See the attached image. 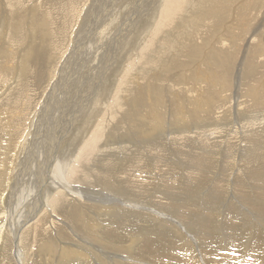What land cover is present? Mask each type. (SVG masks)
<instances>
[{
    "label": "rangeland",
    "instance_id": "1",
    "mask_svg": "<svg viewBox=\"0 0 264 264\" xmlns=\"http://www.w3.org/2000/svg\"><path fill=\"white\" fill-rule=\"evenodd\" d=\"M10 1L0 0V264H264V0H188L166 26L164 0H15L11 12ZM98 122L103 151L86 142ZM37 140L41 159H32ZM39 159L30 197L42 195L41 179L52 174L59 183L50 194L60 192L62 206L43 205L27 220L35 202L20 201L13 189L27 187L21 169ZM110 166L112 175L101 174ZM153 194L163 197L160 209L151 206L160 217L128 206H150ZM22 214L18 241L12 230ZM174 214L179 224L163 217Z\"/></svg>",
    "mask_w": 264,
    "mask_h": 264
},
{
    "label": "bare ground",
    "instance_id": "2",
    "mask_svg": "<svg viewBox=\"0 0 264 264\" xmlns=\"http://www.w3.org/2000/svg\"><path fill=\"white\" fill-rule=\"evenodd\" d=\"M5 1V0H4ZM14 1L15 0H11L10 1V3H12V5H10L9 3H8V9H9V11L11 12L12 10H13V8L15 9V6H17V5H15V3H14ZM41 1V0H40ZM43 1V0H42ZM41 1V2H42ZM102 1V0H101ZM109 2H110V0H108ZM132 1H134V0H132ZM136 1V0H135ZM134 1V2H135ZM187 1L188 0H164V3H163V14H162V19H161V23L162 24H164L165 26L166 25H168V24H170V22L173 20V18H175V17H177V14L181 11V8H182V5H183V3L184 2H186L187 3ZM23 2V1H22ZM26 2H28V1H26ZM39 2V1H38ZM53 3H54V1H52ZM51 2V3H52ZM63 2V1H62ZM109 2H107V3H109ZM136 2H138V1H136ZM5 3V2H4ZM35 3V2H34ZM45 3V2H44ZM43 3V4H44ZM105 3H106V1H105ZM114 3V2H113ZM138 3H140V2H138ZM25 4V3H24ZM28 4V3H27ZM37 4V3H36ZM39 4V3H38ZM64 4V3H63ZM94 4V3H93ZM92 4V5H93ZM101 4V3H100ZM118 4V3H117ZM146 4V3H145ZM4 5V4H3ZM31 5V4H30ZM46 5V4H45ZM62 5V4H61ZM114 5V4H113ZM133 5V4H132ZM141 5H142V3H141ZM2 6V5H1ZM32 6V5H31ZM30 6V7H31ZM65 6V5H64ZM63 6V7H64ZM118 6V5H117ZM140 6V5H139ZM139 6H137V7H139ZM143 6H145L146 7V5H143ZM150 6V5H149ZM6 7V6H5ZM22 7H23V5H22ZM30 7H29V9H30ZM66 7V6H65ZM193 7V6H192ZM2 8H3V6H2ZM17 8V7H16ZM18 8H20V7H18ZM18 8H17V10H18ZM44 8V7H43ZM42 8V9H43ZM54 8H57V7H54ZM109 8H110V6H109ZM113 8V7H112ZM111 8V9H112ZM148 8V7H147ZM188 8V7H187ZM22 9V8H21ZM20 9V10H21ZM23 9H24V7H23ZM23 9H22V11H23ZM33 9V8H32ZM32 9H30V12H31V10ZM51 9V8H50ZM58 9H60V8H58ZM61 9H62V7H61ZM65 9V8H64ZM125 9V8H124ZM133 9V8H132ZM132 9H130V11L132 10ZM139 9V8H138ZM5 10V9H4ZM3 10V11H4ZM17 10H16V12H17ZM34 10V9H33ZM44 10V9H43ZM52 10V9H51ZM82 10V9H81ZM88 10H89V8H88ZM87 10V11H88ZM101 10V9H100ZM128 10V9H127ZM15 11V10H14ZM24 11H26V10H24ZM118 11V10H117ZM29 12V13H30ZM121 12V11H120ZM8 13V12H7ZM26 13V12H25ZM102 13H104V12H102ZM101 13V14H102ZM107 13V12H106ZM105 13V14H106ZM109 13V12H108ZM131 13V12H130ZM23 14H24V12H23ZM86 14V13H85ZM87 14H89V13H87ZM120 14V13H119ZM125 14H126V12H125ZM1 15V14H0ZM10 15V14H9ZM8 15V16H9ZM20 15V14H19ZM25 15V14H24ZM46 15V13H44V16ZM80 15V14H79ZM78 15V16H79ZM183 15V14H182ZM4 16H6V14L4 15ZM16 16V15H15ZM21 16V15H20ZM56 16V15H55ZM85 16H87V15H85ZM120 16V15H119ZM125 16V15H124ZM129 16H130V14H129ZM2 17V16H1ZM12 17V16H11ZM28 17V16H27ZM38 17V16H37ZM46 17V16H45ZM47 17H49V16H47ZM46 17V18H47ZM59 17V16H58ZM66 17V16H65ZM77 17V16H76ZM88 17V16H87ZM33 18H36V17H33ZM75 18V17H74ZM161 18V17H160ZM29 19H31V18H29ZM37 19V18H36ZM50 19H51V17H50ZM49 19V20H50ZM78 19V18H77ZM98 19V18H97ZM110 19V18H109ZM127 19H128V17H127ZM5 20H6V18H5ZM23 20V19H22ZM38 20V19H37ZM76 20V19H75ZM105 20V19H104ZM156 20V19H155ZM263 20V19H262ZM32 21H33V19H32ZM42 22L43 21H45L46 22V20H41ZM68 21V20H67ZM84 21V20H83ZM88 21V20H87ZM125 22L127 21V20H124ZM10 22V21H9ZM18 22V21H17ZM42 22H40V23H42ZM59 22V21H58ZM102 22V21H101ZM155 21H153V23H154ZM44 23V22H43ZM86 23V22H85ZM84 23V24H85ZM89 23V22H88ZM97 23V22H96ZM115 23V22H114ZM156 23V22H155ZM2 24V23H1ZM15 24V23H14ZM13 24V25H14ZM31 24V23H30ZM46 24V23H45ZM48 24V23H47ZM73 24V23H72ZM78 24V23H77ZM121 24H123V23H121ZM130 24V23H129ZM21 25V24H20ZM37 25V24H36ZM65 25V24H64ZM94 25H95V23H94ZM5 26V25H4ZM8 26V25H7ZM18 26V25H17ZM24 26V25H23ZM32 26V25H31ZM33 26H34V24H33ZM33 26L31 27V28H33ZM40 26H42V25H40ZM75 26V25H74ZM81 26V25H80ZM87 26V25H86ZM85 26V27H86ZM96 26V25H95ZM105 26V25H104ZM162 26V25H161ZM43 27H45V26H43ZM88 27V26H87ZM107 27V26H106ZM24 28V27H23ZM35 28V27H34ZM71 28V27H70ZM69 28V29H70ZM80 28V27H79ZM82 28V27H81ZM89 28V30H90V27H88ZM125 28V27H124ZM124 28H122V29H124ZM126 28H128V27H126ZM132 28V27H131ZM46 29H48V28H46ZM84 28H82V30H83ZM100 29V28H99ZM101 29H102V27H101ZM44 30V29H43ZM51 30V29H50ZM87 30V29H86ZM119 30H121V28L119 29ZM13 31V30H12ZM41 31H42V29H41ZM48 31V30H47ZM46 31V32H47ZM59 31V30H58ZM57 31V32H58ZM63 31V30H62ZM65 31H66V29H65ZM72 31V30H71ZM85 31V30H84ZM83 31V32H84ZM116 31V30H115ZM122 31V30H121ZM4 32H5V29H4ZM28 32V31H27ZM92 33L94 32V29H93V31H91ZM124 32V31H123ZM128 32V31H127ZM41 33H43V32H41ZM44 33H45V31H44ZM59 33H60V31H59ZM85 33H86V31H85ZM88 33V32H87ZM87 33H86V35H87ZM61 34V33H60ZM81 34V33H80ZM131 34V33H130ZM14 35V34H13ZM82 35V34H81ZM85 35V34H84ZM85 35V36H86ZM89 35V34H88ZM93 35V34H92ZM24 36V35H23ZM70 36V35H69ZM73 36V35H72ZM83 36V35H82ZM90 36V35H89ZM94 36V35H93ZM26 36H24V38H25ZM81 37V36H80ZM95 37V36H94ZM71 38V37H70ZM76 38H78V37H76ZM75 38V39H76ZM85 39V37H82V39ZM87 38V37H86ZM115 38V37H114ZM118 38V37H117ZM23 39V38H22ZM81 39V38H80ZM82 39H81V41H82ZM94 39V38H93ZM107 39V38H106ZM127 39V38H126ZM7 40V39H6ZM14 40V39H13ZM90 40V39H89ZM9 41V40H8ZM16 41V40H15ZM80 41V40H79ZM85 41V40H84ZM106 41V40H105ZM146 41V40H145ZM51 42V41H50ZM66 42V41H65ZM74 42H76V40L74 41ZM1 43V42H0ZM77 43V42H76ZM81 43V42H80ZM24 44V43H23ZM55 44V43H54ZM91 44V43H90ZM22 45V44H21ZM62 45V44H61ZM77 45V44H76ZM79 46H80V44H78ZM88 45V44H87ZM149 45V44H148ZM147 45V46H148ZM247 45V44H246ZM89 46V45H88ZM27 47H28V45H27ZM150 47V46H149ZM74 48V47H73ZM4 49V48H3ZM56 49V48H55ZM85 49V48H84ZM83 49V50H84ZM147 49V48H146ZM33 50V49H32ZM1 52V51H0ZM6 52H7V50H6ZM28 52V51H27ZM88 52V51H87ZM4 53V52H3ZM17 53V52H16ZM20 53V52H19ZM72 53V52H71ZM82 53V52H81ZM84 53L86 54V52L84 51ZM89 53V52H88ZM147 53V52H146ZM145 53V54H146ZM32 54V53H31ZM73 54H74V51H73ZM158 55V54H157ZM15 56V55H14ZM82 56V55H81ZM80 56V57H81ZM136 56V55H135ZM1 57V56H0ZM18 57V56H17ZM84 57V56H83ZM126 58V57H125ZM81 59H82V57H81ZM83 59H85V58H83ZM39 61V60H38ZM21 62V61H20ZM22 63V62H21ZM77 65V64H76ZM20 66V65H19ZM20 70V69H19ZM39 73H41V72H39ZM90 80V79H89ZM125 82H127V81H125ZM124 82V83H125ZM36 83V82H35ZM100 83V82H99ZM8 84H9V82H8ZM126 84V83H125ZM136 84V83H135ZM264 85V84H263ZM134 86V85H133ZM140 86V85H139ZM48 88V87H47ZM123 88H125V87H123ZM133 89V88H132ZM131 89V90H132ZM139 89V88H138ZM124 92H122V95H125V99H126V97L127 96H129L128 97V99H124V102L126 103V104H124L125 106H129V104H133L134 103V101H133V99L131 98V94L128 92V89L127 90H123ZM125 93V94H124ZM126 93H129L128 95H126ZM136 94V93H135ZM58 97L61 99V95H58ZM103 99V98H102ZM97 100V99H96ZM100 101V99H98V101H97V104L98 105H102V103L101 102H99ZM68 102V101H67ZM65 104V103H64ZM66 105V104H65ZM70 105V104H69ZM62 108V107H61ZM147 108V107H146ZM145 108V109H146ZM68 109V108H67ZM94 110H95V108H94ZM112 108L110 109V116L112 117V118H114L115 119V117H116V115H117V113H116V111H117V109H115V110H112ZM142 111V110H141ZM144 111V110H143ZM62 112H63V110H62ZM68 113V112H67ZM138 113V112H137ZM65 114V113H64ZM94 114H95V112H94ZM144 115H145V113H144ZM58 117V116H57ZM94 117V116H93ZM54 118V117H53ZM141 118V117H140ZM60 119V118H59ZM44 121V120H43ZM50 120H48V122H49ZM54 121H58L57 120V118L54 120ZM47 122V120L45 121V123ZM61 122V121H60ZM59 122V123H60ZM56 123V122H55ZM58 122H57V124H59ZM62 123H64V122H62ZM100 123V124H99ZM142 123V122H141ZM156 123V122H155ZM40 124V123H39ZM53 124V123H52ZM159 125V124H158ZM157 126V125H156ZM45 128H44V131L45 132H49L50 130H56L55 129V124L53 125V126H51V127H49V126H44ZM155 127V126H154ZM37 128V127H36ZM61 128V127H60ZM156 128V127H155ZM58 129V128H57ZM103 125H102V123L101 122H98L97 123V126H96V129L92 132V134L90 135L91 137L89 138L90 140H88V141H86L89 145L90 144H92V145H95L96 144V147H95V149L93 150V151H103L102 150V147H98V145L99 144H97V143H99L100 141L99 140H101L102 139V133H103ZM160 129H162L161 127H160ZM158 130H159V127H158ZM41 131V130H40ZM60 131V130H59ZM155 130L153 129V131H151V133L152 132H154ZM161 130H159V132H160ZM163 131V130H162ZM165 131V130H164ZM163 131V132H164ZM52 132V131H51ZM155 132H157V131H155ZM55 133V132H54ZM45 134V133H44ZM47 134V133H46ZM69 134V133H68ZM104 134V133H103ZM154 134H156V133H153L152 135H154ZM48 135V134H47ZM114 135H115V133H114ZM147 135V134H146ZM44 136V135H43ZM42 136V137H43ZM50 136V135H49ZM65 136V135H64ZM148 136V135H147ZM52 138V137H51ZM55 138V137H54ZM58 138V137H57ZM146 138V137H145ZM47 139V138H46ZM54 140V139H53ZM57 140V139H56ZM33 141H35V140H33ZM44 141V140H43ZM49 141H51V140H49ZM99 141V142H98ZM139 141H141V140H139ZM178 141H179V139H178ZM104 142V141H103ZM40 141L39 140H37L36 141V145H35V152H36V155H33L32 156V159H38L39 157H40V159H41V155H40ZM55 143V142H54ZM151 143H153V142H151ZM174 143V142H173ZM44 144V143H43ZM51 144H52V141L51 142H49V143H47L46 145H45V148H44V151H45V153H48V147H50L51 146ZM57 144H59V143H57ZM145 144V143H144ZM143 144V145H144ZM176 144V143H175ZM92 145H91V147H92ZM141 145V144H140ZM151 145H155L154 143L153 144H151ZM87 146V145H86ZM145 146V145H144ZM143 146V147H144ZM147 146V145H146ZM148 146H150V145H148ZM147 146V147H148ZM155 146H157V145H155ZM154 146V147H155ZM178 147V146H177ZM108 148V147H107ZM150 148V147H149ZM159 148V147H158ZM173 148V147H172ZM174 148H175V146H174ZM43 149V148H42ZM58 149V148H57ZM78 149V148H77ZM91 148H89V150H90ZM109 149V148H108ZM134 149V148H133ZM137 148H136V146H135V151H137L138 152V150H136ZM155 149H156V147H155ZM171 149V148H170ZM169 149V150H170ZM110 150V149H109ZM108 150V151H109ZM140 150V149H139ZM146 150V149H145ZM141 151H143L142 149H141ZM148 151V150H147ZM146 151V152H147ZM158 152H159V150H157ZM179 151H181V150H179ZM35 152H34V154H35ZM83 152V151H82ZM105 152V151H104ZM137 152H134V154L135 153H137ZM146 152H143V153H145L146 154ZM162 152V151H161ZM161 152H159V153H161ZM176 152V151H175ZM184 151H182L181 152V154L183 153ZM93 153V152H92ZM133 153V152H132ZM139 153V152H138ZM149 153H151V151L149 152ZM153 153H156V152H153ZM164 153V152H163ZM178 153V152H177ZM44 154V153H43ZM82 155H80L81 157H80V159L81 158H85V157H87L88 155H89V153H86V152H84V153H81ZM96 154V153H95ZM158 154V153H157ZM131 155H133V154H131ZM136 155V154H135ZM139 154H137V156H138ZM148 155H151V154H148ZM159 156L158 157H161V155H163L162 153L161 154H158ZM168 155V154H167ZM178 155V154H177ZM188 155H189V153H188ZM46 156H47V154H46ZM49 156V155H48ZM51 156H52V153H51ZM50 156V157H51ZM129 156V155H128ZM184 156V155H183ZM132 157H134V156H132ZM155 157V156H154ZM158 157H155L156 158V160H158L159 158ZM169 157V156H168ZM180 157H182V156H180ZM186 157V156H185ZM95 158V157H94ZM107 158V157H106ZM128 158V160H129V157H127ZM151 158H152V156H151ZM158 158V159H157ZM162 158V157H161ZM174 158V157H173ZM192 158V157H191ZM36 160V161H32V160H30L28 163H27V165H26V167H23V169H21V173L22 174H24L25 176H27L28 178H27V182H26V185H27V187L26 186H23V185H19V186H17V183L15 182V186H17L15 189H13V190H15V197H17V198H19V200L20 201H24L25 203L27 202V201H31V202H35V204L32 206V208L30 209V211L28 212V214H27V216H30V217H28L27 218V220H29V219H33L38 213H37V211L38 210H40V207L42 206L43 207V205L44 206H46V207H48V208H50V209H58L59 207H61L62 206V204H61V202H62V200H63V198H62V194L59 192L58 194H56V195H53V196H51V194H50V189L53 187V185H56V184H58L59 182H56V181H54V176L52 175V174H47L48 175V177H45V178H42L41 179V181L43 180V181H45V182H47L48 183V185L44 188L43 187V189H42V195H40L39 196V194L37 193V195L35 194V195H33V196H31L30 197V195H31V193H32V191L30 190V189H33L34 187H37V186H35L37 183H38V178H39V176H38V171L40 170V164H42L41 163V160ZM47 159V158H46ZM96 159H97V157H96ZM101 159H102V157H101ZM126 159V158H125ZM130 159H131V157H130ZM153 159V158H152ZM164 159V158H163ZM162 159V160H163ZM183 159L184 158H182V160L181 159H178L179 161L181 160V161H183ZM189 159V158H188ZM188 159H186V160H188ZM55 160V159H54ZM106 160V159H105ZM127 160V159H126ZM132 160H133V158H132ZM138 160V159H137ZM160 160V159H159ZM176 160V162L175 163H177V159H175ZM185 160V159H184ZM192 160H193V158H192ZM191 160V161H192ZM86 161V160H85ZM115 161V160H114ZM153 161V160H152ZM170 161H173V160H170ZM181 161H180V163H181ZM189 162H190V160H188ZM194 161V160H193ZM50 162V161H49ZM57 162V161H56ZM56 162H55V164H56ZM96 162V161H95ZM103 162V161H102ZM106 162V161H105ZM104 162V163H105ZM129 162V161H128ZM131 162V161H130ZM130 162L129 163H127V164H125L126 162H125V160H124V164L125 165H129L130 164ZM135 162V161H134ZM155 162V160L152 162V163H154ZM159 162V161H158ZM163 163H164V161H162ZM184 162V161H183ZM196 162V161H195ZM90 163V162H89ZM132 163V162H131ZM137 163V162H136ZM136 163H133V164H136ZM157 163V162H156ZM174 163V162H173ZM185 163V162H184ZM51 164V163H50ZM109 164V163H108ZM138 164V163H137ZM190 164V163H189ZM192 164V163H191ZM195 164V163H194ZM23 165V164H22ZM58 165V164H57ZM94 165V164H93ZM131 165V164H130ZM129 165V166H130ZM158 165H161V162H160V164H158ZM170 165V164H169ZM187 165V164H186ZM71 166V165H70ZM106 166V165H105ZM172 166V165H171ZM177 165H175V167H176ZM200 166V165H199ZM72 167V166H71ZM158 167V169H159V166H157ZM161 167H163V166H161ZM181 167H183L182 165H181ZM198 167V166H197ZM50 168V167H49ZM93 168L94 169H96L95 168V166H93ZM104 168V167H103ZM125 168H126V166H125ZM129 167H127V169H128ZM131 168H133V165H132V167ZM172 168H174L173 166H172ZM189 168V167H188ZM190 168H192L191 167V165H190ZM193 168H195V167H193ZM192 168V169H193ZM97 169H99V168H97ZM130 169V168H129ZM168 169H169V167H168ZM196 169V168H195ZM47 170V169H46ZM46 170H45V172H46ZM50 170V169H49ZM58 170V169H57ZM77 170L78 169H76V168H72L71 169V171L68 173L69 174V178L71 179V181L72 182H74V179H75V175H77ZM100 170H101V168H100ZM116 170V169H115ZM115 170H113V167H107L106 169H104L102 172H101V174L102 173H108V174H110V175H112L114 172L113 171H115ZM176 170V169H175ZM174 170V171H175ZM187 170V169H186ZM191 170V169H190ZM189 170V171H190ZM166 171V170H165ZM171 171V170H170ZM183 171V170H182ZM188 171V170H187ZM44 172V171H43ZM53 172V171H52ZM60 172V171H59ZM82 172V171H81ZM98 172V171H97ZM161 172H162V170H161ZM172 172V171H171ZM55 173V172H54ZM58 173V172H57ZM95 173V172H94ZM120 173H123L122 171L120 172ZM160 173V172H159ZM167 173H168V171H167ZM190 173V172H189ZM189 173H187L186 175L189 177ZM194 173H196V172H194ZM118 174V173H117ZM166 174V173H165ZM180 174V173H179ZM184 174V173H183ZM191 174L192 173H190V176H191ZM204 174V173H203ZM206 174V173H205ZM204 174V175H205ZM216 174V173H215ZM44 175V174H43ZM67 175V174H66ZM87 175H89V173H87L86 172V177H87ZM157 175V174H156ZM185 175V174H184ZM207 175H209V173L207 174ZM64 176V175H63ZM62 176V177H63ZM102 176H104V177H102ZM102 176H99V177H102V179L103 178H105L106 177V174H103ZM115 176V175H114ZM119 176V175H118ZM164 176V175H163ZM167 176V175H166ZM175 176V175H174ZM179 176V175H178ZM181 177H182V173H181V175H180ZM85 177V178H86ZM90 177H93V178H95V176L94 175H90ZM113 177V176H112ZM119 177H121V176H119ZM119 177H116V178H119ZM161 177V176H160ZM180 177V178H181ZM183 177H185V176H183ZM193 177V176H192ZM213 177V176H212ZM215 177V176H214ZM19 178V177H18ZM83 178H84V176H83ZM84 178V180H86ZM115 178V177H114ZM113 178V179H114ZM115 178V179H116ZM164 178H165V176H164ZM163 178V179H164ZM179 178V177H178ZM20 179V178H19ZM96 179V178H95ZM112 179V180H113ZM114 179V180H115ZM161 179V178H160ZM170 179H171V177H170ZM172 179H173V176H172ZM184 179V178H183ZM26 180V179H25ZM31 180V181H30ZM62 180V179H61ZM88 180V179H87ZM87 180H86V182H87ZM99 180H100V178H99ZM108 180V179H107ZM111 180V181H112ZM123 180V179H122ZM121 180V181H122ZM127 181H129L128 179H126ZM162 180V179H161ZM181 180V179H180ZM185 180H189V179H187V177H186V179ZM184 180V181H185ZM209 180V179H208ZM19 181V180H18ZM66 181H68V180H66ZM77 181H79V180H77ZM101 181L102 180H100V183H101ZM103 181H105L104 179H103ZM116 181V180H115ZM117 181H119L120 182V180H117ZM116 181V182H117ZM177 181V180H176ZM183 181V182H184ZM186 181V182H187ZM190 181V180H189ZM188 181V182H189ZM85 182V181H84ZM83 182V183H84ZM108 183H109V181H107ZM124 182V181H123ZM132 181H129V183L130 184H133V183H131ZM135 182V181H134ZM158 182V181H157ZM210 182V181H209ZM23 183H25V182H23ZM82 182H80V183H74V184H81ZM93 183V182H92ZM95 183V182H94ZM93 183V184H94ZM103 183V182H102ZM115 183V182H114ZM127 182L125 181V184H126ZM164 183V182H163ZM170 183V182H169ZM65 184V183H64ZM86 184V183H85ZM111 184V183H110ZM124 184V185H125ZM128 184V183H127ZM127 184H126V186H127ZM136 185H138L137 183H135ZM161 184H162V182H161ZM165 184V183H164ZM202 183H200V185H201ZM60 185H62V184H60ZM69 185V184H68ZM87 185H89V184H87ZM98 184H96V186H97ZM108 185V184H107ZM117 185H118V183H117ZM152 185V184H151ZM85 186V185H84ZM94 186V185H93ZM106 186V185H105ZM114 186V185H113ZM120 186H121V184H120ZM123 186V185H122ZM125 186V187H126ZM142 186V185H141ZM141 186H139V189H140V187ZM143 186H146L145 184L143 185ZM155 186H156V184L154 185V187L153 188H155ZM161 186V185H160ZM169 186V185H168ZM192 186V185H191ZM199 186V185H198ZM206 186V185H205ZM91 187V186H90ZM127 187H129V186H127ZM136 187V186H135ZM162 187V186H161ZM160 187V188H161ZM39 188V187H38ZM68 188V187H67ZM86 188V187H85ZM93 188V187H92ZM122 188H124V186L122 187ZM122 188H120V189H122ZM145 188V187H144ZM144 188H142V189H144ZM151 188V187H150ZM160 188H159V190H160ZM165 187H163V189H164ZM218 188V187H217ZM97 189V188H96ZM107 189V188H106ZM125 189V188H124ZM123 189V190H124ZM130 189H131V187H130ZM133 189V188H132ZM134 189H137V187L136 188H134ZM167 189V188H166ZM170 189V188H169ZM68 190H70L71 191V193H72V196H74V197H76V198H78V200H80V199H82L83 198V195H82V189L78 186V187H75L74 185H71L69 188H68ZM128 190V189H127ZM126 190V191H127ZM147 190H149V188L147 189ZM151 190V189H150ZM149 190V191H150ZM34 191H35V189H34ZM62 191V190H61ZM130 191V190H129ZM164 191V190H163ZM202 191V190H201ZM235 191H240V189L239 188H237ZM82 192V193H81ZM124 192H125V190H124ZM131 192V191H130ZM141 192H142V190H141ZM156 192H158V191H156ZM35 193V192H34ZM133 193H135V194H140V191H138V190H133ZM150 193V192H149ZM165 193V192H164ZM173 193H175V192H173ZM128 194H129V192H128ZM142 194V193H141ZM144 194V193H143ZM148 193H146V195H147ZM160 194V193H159ZM158 195V194H157ZM170 195V194H169ZM177 195V194H176ZM144 196V195H143ZM152 195H150L149 197H151ZM153 196H154V194H153ZM163 196V195H162ZM193 197V196H192ZM191 197V198H192ZM144 198H145V196H144ZM148 198V197H147ZM161 198H163V197H161ZM161 198H160V196L159 197H157V196H154V198H152L151 197V200H149V201H153V202H149L150 203V206H146V207H141V205H133V202L131 203V205H128V206H130V207H132V208H134V209H138L139 211H145L146 213H148L149 214V216H161L162 214L161 213H159L158 212V210L157 209H153L151 206H155V207H157L158 209H160L161 208ZM165 198V197H164ZM184 198V197H183ZM186 198V197H185ZM169 199V198H168ZM171 199V198H170ZM169 199V200H170ZM187 199V198H186ZM140 201V200H139ZM144 201V200H143ZM146 201H147V199H146ZM168 201V200H167ZM199 201V200H198ZM81 202V201H80ZM83 202V201H82ZM169 202V201H168ZM174 202V201H173ZM183 202V201H182ZM79 203V202H78ZM85 203H87V202H85ZM90 203V202H89ZM141 203V202H140ZM151 203H153V204H151ZM167 204V203H166ZM208 204V203H207ZM71 205V204H70ZM77 205V204H76ZM165 205V204H164ZM178 205V204H177ZM186 205V204H185ZM185 205H184V207H185ZM209 205V204H208ZM83 206V205H82ZM90 206V205H89ZM162 206H163V204H162ZM170 206V208L169 209H171L172 207H171V205H169ZM210 206V205H209ZM217 206V205H216ZM243 206V205H242ZM67 207H68V205H67ZM71 207V206H70ZM164 207V206H163ZM167 207V206H166ZM165 207V208H166ZM173 207H175V206H173ZM179 206H176L175 208H178ZM203 207V206H202ZM218 207V206H217ZM63 208V207H62ZM62 208H61V210H62ZM43 209V208H42ZM56 209H55V211H56ZM76 209V208H75ZM180 210H181V208H179ZM215 209V208H214ZM64 210V209H63ZM123 210V209H122ZM125 210H129L128 208H125ZM163 210V209H162ZM172 210V209H171ZM180 210H178L179 212H180ZM183 210V209H182ZM186 210V209H185ZM45 211H47V210H45ZM139 211H138V213H139ZM186 211H188V210H186ZM186 211L184 212V211H182V212H184V214H186ZM219 211V210H218ZM63 212H65V211H63ZM67 212V211H66ZM89 212V211H88ZM118 212V211H117ZM133 212H135V213H137V211L136 210H133ZM175 212H176V210H175ZM37 213V214H36ZM39 213H41V212H39ZM46 213V212H45ZM51 214L53 213L52 211L50 212ZM56 213V212H55ZM91 213V212H90ZM125 213V212H124ZM190 212H188V214H189ZM87 214V213H86ZM33 215H35L34 217H33ZM54 215V214H53ZM175 215L176 214H174V216L172 215V217L170 216V215H163V217H165V218H167V219H169V220H171V221H173V222H177V224H179L180 222H179V220H178V218L180 217H175ZM179 215H182V214H179ZM87 216V215H86ZM158 217V219H160ZM183 217H185V216H182V218ZM187 217H188V215H187ZM124 219H126V221H127V219H129V218H126V217H123ZM122 219V218H121ZM157 219V220H158ZM175 221H174V220ZM189 219H191V218H189ZM26 220V221H27ZM41 220V219H40ZM166 220V219H165ZM188 220V219H187ZM219 220V219H218ZM33 221V220H32ZM42 221V220H41ZM59 221H60V219H59ZM124 221V220H123ZM184 222V219L183 220H181V222ZM189 221V220H188ZM191 221H192V219H191ZM191 221H189V222H191ZM24 222H25V216L22 214L21 215V218L19 217V219H18V221H17V223H16V225H15V227H14V229L12 230V235H15L16 237L15 238H17V240L18 239H20V237H19V228L24 224ZM28 222V221H27ZM162 221H161V219H160V223H161ZM166 221H164V223H165ZM194 222V221H193ZM223 222V221H222ZM43 223V222H42ZM127 223V222H126ZM129 223V222H128ZM140 223V222H139ZM163 223V222H162ZM185 223V222H184ZM186 223H188L187 221H186ZM146 224V223H145ZM166 224V223H165ZM169 224H171V223H169ZM174 224V223H173ZM172 224V225H173ZM190 224V223H189ZM189 224H187L186 226H189ZM27 225V224H26ZM125 225V224H124ZM147 225V224H146ZM152 226V225H151ZM169 226V225H168ZM27 227V226H26ZM25 227V228H26ZM37 227V226H36ZM107 227V226H106ZM148 227V226H147ZM172 227V226H171ZM184 227H185V225H184ZM190 227V226H189ZM192 227V226H191ZM40 228V227H39ZM122 228V227H121ZM125 228V227H124ZM138 229V228H137ZM189 229V228H188ZM186 230V229H185ZM228 230V229H227ZM145 231V230H144ZM150 231V230H149ZM152 231V230H151ZM25 232V231H24ZM147 232V231H146ZM224 232V231H223ZM101 233V232H100ZM207 233V232H206ZM149 235V234H148ZM157 235V234H156ZM206 235V234H205ZM29 236V235H28ZM226 236V235H225ZM114 237V236H113ZM206 237V236H205ZM30 238V237H29ZM145 238V237H144ZM226 238V237H225ZM105 239V238H104ZM193 239V238H192ZM207 239H209V238H207ZM16 240V244L18 245V241ZM151 241V240H150ZM148 242V244H147V246H149V244H151V242ZM216 241H218V240H216ZM232 242V241H231ZM115 243V242H114ZM185 244H187L186 242H185ZM16 245V248L14 249V250H17L19 253H18V256H17V259L18 260H20V249H19V247ZM182 245H183V241H182ZM60 246V245H59ZM69 246V245H68ZM205 246V245H204ZM206 246H207V244H206ZM212 246V245H211ZM162 247V246H161ZM227 247V246H226ZM69 248V247H68ZM205 248V247H204ZM207 248H209V247H207ZM219 248V247H218ZM232 248V247H231ZM61 249H62V246H61ZM60 249V250H61ZM210 249V248H209ZM226 249H228V248H226ZM139 250V249H138ZM230 250V249H229ZM154 251V250H153ZM170 251H171V249H170ZM225 251V250H224ZM64 252H65V249H64ZM77 252V251H76ZM183 252V251H182ZM221 252V251H220ZM229 252V251H228ZM81 253V252H80ZM171 253V252H170ZM173 253V252H172ZM181 253V252H180ZM231 253V252H230ZM229 253V254H230ZM176 254V253H175ZM203 254V253H202ZM208 254H211L210 252L208 253ZM215 254V253H214ZM228 254V253H227ZM16 255V254H15ZM191 255V254H190ZM198 255V254H197ZM230 255H232V254H230ZM179 256V255H178ZM187 256V255H186ZM206 256V255H205ZM227 256V255H226ZM182 257V256H181ZM200 257H202V256H200ZM211 258H213L212 256H210ZM215 257V256H214ZM235 257V256H234ZM249 257V256H248ZM191 258V257H190ZM203 258V257H202ZM206 258V257H205ZM204 258V259H205ZM217 258H219V257H217ZM224 258V257H223ZM230 258V257H229ZM231 258H232V256H231ZM138 259V258H137ZM149 259H150V256H149ZM178 259H181V258H179L178 257ZM194 259V258H193ZM198 259V258H197ZM161 260V259H160ZM172 260V259H171ZM206 260V259H205ZM205 260H199V264H209V260L208 261H205ZM215 260V259H214ZM232 260V259H231ZM231 260H230V262H231ZM154 261V260H153ZM163 261V260H162ZM185 261V260H184ZM191 261V260H190ZM193 261H195V260H193ZM211 261V260H210ZM247 261V260H246ZM249 261V260H248ZM168 262V261H167ZM196 262H198V261H196ZM213 262V261H212ZM211 262V263H212ZM216 261H214V263H215ZM180 263V262H179ZM191 263V262H190ZM246 263V262H245ZM166 264H168V263H166ZM174 264V263H173ZM182 264V263H181ZM198 264V263H197ZM235 264V263H234ZM254 264V263H253Z\"/></svg>",
    "mask_w": 264,
    "mask_h": 264
}]
</instances>
